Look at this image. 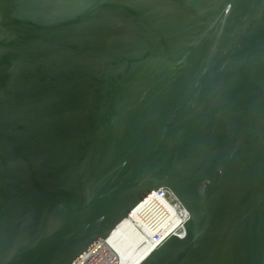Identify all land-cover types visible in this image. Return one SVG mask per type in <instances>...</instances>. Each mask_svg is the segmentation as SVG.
Instances as JSON below:
<instances>
[{"label": "water", "instance_id": "1", "mask_svg": "<svg viewBox=\"0 0 264 264\" xmlns=\"http://www.w3.org/2000/svg\"><path fill=\"white\" fill-rule=\"evenodd\" d=\"M159 189L189 220L140 264H264V0H0V264Z\"/></svg>", "mask_w": 264, "mask_h": 264}, {"label": "built area", "instance_id": "2", "mask_svg": "<svg viewBox=\"0 0 264 264\" xmlns=\"http://www.w3.org/2000/svg\"><path fill=\"white\" fill-rule=\"evenodd\" d=\"M176 197L166 189H159L149 194L139 205H137L127 216L128 225L138 231L139 236L145 238V246H151L154 250L158 249L168 238L171 233L163 234L169 227L175 225L178 218L189 220V214L185 208L179 203ZM145 203L152 209L150 213L141 212V208ZM186 211V212H185ZM165 220V225L162 224ZM121 225V224H120ZM130 228V229H131ZM138 236H131L132 244L138 240ZM107 243L99 244V247L92 249L80 262L77 264H118L119 259L110 256V250L106 252Z\"/></svg>", "mask_w": 264, "mask_h": 264}, {"label": "bare ground", "instance_id": "3", "mask_svg": "<svg viewBox=\"0 0 264 264\" xmlns=\"http://www.w3.org/2000/svg\"><path fill=\"white\" fill-rule=\"evenodd\" d=\"M151 210L152 209L148 206V203H145V205H143V207L141 208V212L143 213L144 211L146 214L150 213ZM128 222L129 218L115 229L114 233L111 235L109 241L107 242L106 252L108 253V250H110L111 254L108 253V255L110 254L111 257L119 259L118 264H140L150 255L154 248L147 245L145 246V244L143 243L145 238L139 236L138 231L135 229V227L131 228L128 225ZM165 223V220H163L162 224L165 225ZM185 223L186 221L183 218H178L173 228L169 227L163 234L172 232L171 235H173ZM132 235H136L139 237L138 240L135 241V244H132Z\"/></svg>", "mask_w": 264, "mask_h": 264}]
</instances>
